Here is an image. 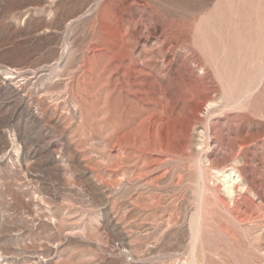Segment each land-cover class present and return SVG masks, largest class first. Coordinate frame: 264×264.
I'll use <instances>...</instances> for the list:
<instances>
[{
  "label": "rangeland",
  "instance_id": "374dc122",
  "mask_svg": "<svg viewBox=\"0 0 264 264\" xmlns=\"http://www.w3.org/2000/svg\"><path fill=\"white\" fill-rule=\"evenodd\" d=\"M0 257L264 264V0H0Z\"/></svg>",
  "mask_w": 264,
  "mask_h": 264
},
{
  "label": "bare ground",
  "instance_id": "6f19581e",
  "mask_svg": "<svg viewBox=\"0 0 264 264\" xmlns=\"http://www.w3.org/2000/svg\"><path fill=\"white\" fill-rule=\"evenodd\" d=\"M157 31V30H156ZM163 33V32H162ZM149 34V33H148ZM152 34V33H151ZM135 36V35H134ZM148 36V35H147ZM151 38V37H150ZM146 50V49H145ZM187 51V50H186ZM165 55V54H164ZM115 58V57H114ZM142 58V57H141ZM173 58V57H172ZM119 60V59H118ZM121 61V60H120ZM156 65V64H155ZM137 65H135V63H133V65L132 66H130V67H128V68H126V70L125 69H121V67L120 66H114V65H110V68L108 69V75H109V87H110V90L112 91V92H118L119 93V95L121 96V97H123L124 96V94H127V93H130V89H132V91H134L133 92V94H137V91L135 90V88L137 87V83H136V78H135V76H137V75H139L142 71L140 70V71H136L135 70V67H136ZM140 67V66H139ZM81 68V67H80ZM18 72V71H17ZM16 72V73H17ZM8 75L9 74H12L13 75V73L11 72V73H7ZM7 75V76H8ZM9 77V76H8ZM7 77V78H8ZM157 77V76H156ZM6 78V79H7ZM23 79V78H22ZM71 79V78H70ZM8 80V79H7ZM5 82V81H4ZM31 85V84H30ZM203 87V86H202ZM11 88V87H10ZM29 88V87H28ZM168 88V87H167ZM16 89V88H15ZM24 93V92H23ZM248 95V94H247ZM51 96V95H50ZM206 99V98H205ZM169 100V99H168ZM215 100V99H214ZM202 103V102H201ZM240 102H236V104H239ZM205 104V103H204ZM216 104L217 103H209V105H208V112H211V111H214V109H215V107H216ZM72 106V105H71ZM205 107V106H204ZM15 108V107H14ZM164 108H166L165 106H164ZM200 109V108H199ZM201 109H203V108H201ZM226 109V108H225ZM164 111V110H163ZM162 113V115H164L163 114V112H161ZM38 114V113H37ZM59 115V114H58ZM43 119V118H42ZM145 119H147V118H145ZM148 119H149V117H148ZM155 120H158V119H155ZM154 120V121H155ZM7 121V120H6ZM117 121V120H116ZM122 121V120H121ZM145 122V121H144ZM148 122V121H147ZM146 123V122H145ZM145 123H143V124H145ZM164 123V122H163ZM190 123V122H189ZM45 124V123H44ZM143 124H142V126H143ZM154 126V125H153ZM160 126V125H159ZM51 127V126H50ZM55 127V126H54ZM151 128V127H150ZM136 132H137V130H135ZM163 132V131H162ZM118 133H120V130H118ZM159 133H161V132H159ZM124 134V133H123ZM122 134V135H123ZM13 135V134H12ZM121 135V136H122ZM203 135V134H202ZM205 137V136H204ZM19 138V137H18ZM120 138V137H119ZM110 139V138H109ZM151 139H152V131L151 130H149L148 131V133L146 134V140H147V143H148V145H149V147H151V143H152V141H151ZM118 140V139H117ZM206 140V139H205ZM204 140V141H205ZM23 142V141H22ZM114 142H115V140H114ZM120 142H123V140L122 141H120ZM157 142H158V140H157ZM117 144V146H118V143L119 142H116ZM200 144H202V143H200ZM116 145L114 146V147H116ZM143 145H144V143H143ZM165 147V146H164ZM201 147V146H200ZM142 148H143V146H142ZM203 148V147H202ZM76 149V148H75ZM157 149V148H156ZM164 150V149H163ZM119 153V152H118ZM143 153V152H142ZM118 155V154H117ZM197 155V154H196ZM200 157V156H199ZM163 160V159H162ZM197 160H198V158H197ZM200 161H201V159H200ZM198 162H199V160H198ZM200 163V162H199ZM198 163V164H199ZM205 163V162H204ZM2 165V164H1ZM200 171H199V175H200V178L201 179H203L204 178V170H203V168L200 166ZM27 172V171H26ZM25 173V172H24ZM31 174V173H30ZM216 174H217V176H218V179L220 180V183L222 184L221 186H223L224 188L223 189H225V192H226V194L228 195V197L231 199V200H233L235 197H236V194H237V190L239 189V190H244V185L242 184V177H241V175H240V173H239V171H237L235 168H232V169H229V170H227L226 169V171H222V170H219V171H217L216 172ZM39 179V178H38ZM35 180V179H34ZM98 184V183H97ZM36 196V195H35ZM37 197V196H36ZM34 198V197H33ZM35 199V198H34ZM33 200V199H32ZM40 200H42V199H40ZM235 200V199H234ZM34 202V201H33ZM43 201H41V203H42ZM42 205V204H41ZM46 205V204H45ZM199 218V217H198ZM51 222H53V221H51ZM198 225V224H197ZM196 225V226H197ZM197 229V228H196ZM16 234V233H15ZM17 235V234H16ZM5 258V257H4ZM0 259H1V257H0ZM193 264H196L195 262L193 263Z\"/></svg>",
  "mask_w": 264,
  "mask_h": 264
}]
</instances>
